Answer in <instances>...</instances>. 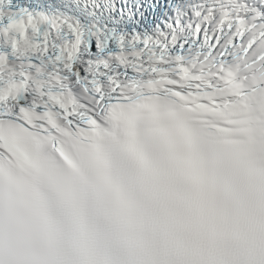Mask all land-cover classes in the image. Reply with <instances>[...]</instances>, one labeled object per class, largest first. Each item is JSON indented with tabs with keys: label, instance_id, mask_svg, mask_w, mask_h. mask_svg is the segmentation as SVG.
<instances>
[{
	"label": "snow or ice",
	"instance_id": "6c2138e0",
	"mask_svg": "<svg viewBox=\"0 0 264 264\" xmlns=\"http://www.w3.org/2000/svg\"><path fill=\"white\" fill-rule=\"evenodd\" d=\"M241 15L0 0V264H264V119L225 76L259 43Z\"/></svg>",
	"mask_w": 264,
	"mask_h": 264
}]
</instances>
